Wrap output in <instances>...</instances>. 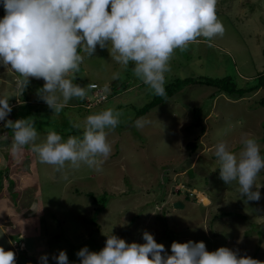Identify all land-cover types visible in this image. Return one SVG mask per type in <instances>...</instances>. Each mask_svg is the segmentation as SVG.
I'll use <instances>...</instances> for the list:
<instances>
[{
  "label": "rangeland",
  "instance_id": "rangeland-1",
  "mask_svg": "<svg viewBox=\"0 0 264 264\" xmlns=\"http://www.w3.org/2000/svg\"><path fill=\"white\" fill-rule=\"evenodd\" d=\"M216 12L224 34L211 40L200 37L185 50L176 49L165 87L187 79L229 77L246 88L264 72V0H217ZM4 14L0 6V18ZM108 47L97 46L92 56L82 53L79 71L69 73L81 86L108 84L119 91L110 89L99 97L101 92L86 87L90 109L74 107L81 100L74 98L54 114L39 98L42 78L30 77L22 93L16 88L19 74L0 66V94L10 97L12 107L6 119L31 117L39 133L36 143L49 131L66 136L71 129L83 132L85 117L105 108L122 112L120 123L108 131L112 152L100 171L67 162L57 170L41 163L30 146L13 152L12 131L0 121V134L10 136L0 142V246L15 253L16 264L39 263L41 255L50 259L60 250L69 264H79L76 253L84 246L98 252L110 234L144 243L142 233L148 231L169 254L174 241H203L208 251L223 246L264 261V186L260 200L248 201L236 181L227 185L220 179L215 156V145L222 140L239 153L245 133L264 150V87L237 99L217 96L212 87L185 86L144 116L150 124L137 129L136 111L155 95L133 74L131 63L122 69L111 59ZM117 71L120 77L113 80ZM191 142H198L196 151ZM261 184L264 171L256 179L257 187ZM88 193L108 197V204L103 207ZM176 201L184 207L176 209Z\"/></svg>",
  "mask_w": 264,
  "mask_h": 264
},
{
  "label": "clouds",
  "instance_id": "clouds-1",
  "mask_svg": "<svg viewBox=\"0 0 264 264\" xmlns=\"http://www.w3.org/2000/svg\"><path fill=\"white\" fill-rule=\"evenodd\" d=\"M216 5L217 0H0L5 11L0 18V66L19 74L16 88L22 93L30 77L42 78L39 98L59 114L70 100L85 98L86 87H90L74 83L75 77L69 73L79 71L84 55L92 56L97 46L109 50L110 44L113 61L122 69L131 63L133 74L154 95L165 96V74L174 51L185 50L200 37L211 40L224 34ZM119 77V71L112 74L113 80ZM102 91L109 93V85L105 84ZM9 99L0 94V121L12 131L13 152L30 146L41 163L54 165L57 170L66 162L101 170L103 159L112 152L108 131L120 123V110L108 107L87 115L81 136L65 139L49 131L36 143L39 133L31 117L6 119L12 112ZM148 124L144 117L134 121L137 129ZM7 139V134H0V141ZM240 143L239 153L230 150L227 141L215 145L219 177L227 185L236 181L240 195L258 201L264 185L257 187L256 179L264 171V153L251 134L245 133ZM142 239L144 243H128L110 234L98 252L84 246L76 255L79 264H264L228 247L208 251L203 241H174L169 254L148 231L142 233ZM51 259L56 264H69L64 250ZM0 264H16L15 253L0 246ZM39 264H49L48 254L39 257Z\"/></svg>",
  "mask_w": 264,
  "mask_h": 264
},
{
  "label": "trees",
  "instance_id": "trees-1",
  "mask_svg": "<svg viewBox=\"0 0 264 264\" xmlns=\"http://www.w3.org/2000/svg\"><path fill=\"white\" fill-rule=\"evenodd\" d=\"M92 84H97V83H92ZM120 84H121L120 87L122 90H127V85L125 83L120 82ZM189 85H202V86L212 87L216 90L215 95H217V96L220 94H225V95L232 96V98L241 99L247 93L257 91L258 89L264 87V72L260 73L258 75L256 82H254L252 85H250L249 87H246V88L238 87L237 84L229 77H226L223 79H215V80L200 77L197 79H187L184 81H178L175 84H172V85L170 84V85L165 87L166 93H167L165 96L155 95V97L148 104H146L142 109L137 110L135 117L138 119V118L144 117L146 115H149L154 109H156L159 106L164 105L167 102V100H169L171 97H174L179 92L180 89L184 88L185 86H189ZM101 87H103V86H101ZM109 87L112 91H114L116 89L114 86H109ZM91 90H92V92H94V89H91ZM118 92L119 91L115 90L114 93L116 94ZM79 102L74 107H77V105H78L79 107L84 108V109L89 108V107H86L87 106L86 98L81 99ZM261 106L264 107V99L261 101ZM59 134H61L62 137L66 139L70 135L81 136L82 131H77V130L71 129L69 135H67V136L61 132H59ZM9 137L10 136H8V138ZM0 142L4 143V142H6V140L0 141ZM189 146L193 151H196L199 148L198 142H191V143H189ZM262 153H264V150L262 151ZM88 195L91 198L93 197V201L101 203L103 207H105L108 204L109 198L106 196L105 197L103 196L102 198L97 199L94 197L93 193H88ZM187 198H189V196ZM97 211H100V209H97ZM53 263H54L53 260L50 258L49 264H53ZM34 264H39V263L34 262Z\"/></svg>",
  "mask_w": 264,
  "mask_h": 264
},
{
  "label": "built area",
  "instance_id": "built-area-1",
  "mask_svg": "<svg viewBox=\"0 0 264 264\" xmlns=\"http://www.w3.org/2000/svg\"><path fill=\"white\" fill-rule=\"evenodd\" d=\"M90 89H94V92L97 93V92H101L100 95H98L99 97L100 96H103L105 95V93L102 91L103 87L99 86L98 84H91L90 85ZM93 92V93H94ZM96 95V94H95Z\"/></svg>",
  "mask_w": 264,
  "mask_h": 264
},
{
  "label": "water",
  "instance_id": "water-1",
  "mask_svg": "<svg viewBox=\"0 0 264 264\" xmlns=\"http://www.w3.org/2000/svg\"><path fill=\"white\" fill-rule=\"evenodd\" d=\"M188 173H189V175H193V169L191 168V169H189L188 170ZM174 207L176 208V209H180V208H182V207H184V203L183 202H181V201H176L175 203H174Z\"/></svg>",
  "mask_w": 264,
  "mask_h": 264
},
{
  "label": "crops",
  "instance_id": "crops-1",
  "mask_svg": "<svg viewBox=\"0 0 264 264\" xmlns=\"http://www.w3.org/2000/svg\"><path fill=\"white\" fill-rule=\"evenodd\" d=\"M15 231V230H14ZM10 232H13V230L12 231H10Z\"/></svg>",
  "mask_w": 264,
  "mask_h": 264
}]
</instances>
